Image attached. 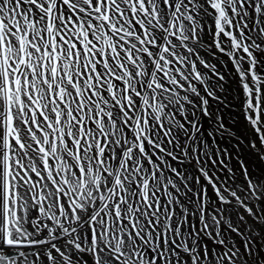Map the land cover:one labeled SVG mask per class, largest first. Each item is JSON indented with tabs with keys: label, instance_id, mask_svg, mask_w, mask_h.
Here are the masks:
<instances>
[{
	"label": "snow or ice",
	"instance_id": "1",
	"mask_svg": "<svg viewBox=\"0 0 264 264\" xmlns=\"http://www.w3.org/2000/svg\"><path fill=\"white\" fill-rule=\"evenodd\" d=\"M0 264H264V0H0Z\"/></svg>",
	"mask_w": 264,
	"mask_h": 264
}]
</instances>
